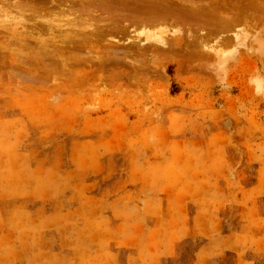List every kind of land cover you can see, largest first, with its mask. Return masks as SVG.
<instances>
[{"label": "rangeland", "instance_id": "374dc122", "mask_svg": "<svg viewBox=\"0 0 264 264\" xmlns=\"http://www.w3.org/2000/svg\"><path fill=\"white\" fill-rule=\"evenodd\" d=\"M117 1L0 0V264H264V0Z\"/></svg>", "mask_w": 264, "mask_h": 264}, {"label": "bare ground", "instance_id": "6f19581e", "mask_svg": "<svg viewBox=\"0 0 264 264\" xmlns=\"http://www.w3.org/2000/svg\"><path fill=\"white\" fill-rule=\"evenodd\" d=\"M109 2L111 1V0H108ZM152 1V0H151ZM162 1V0H161ZM166 1V0H165ZM94 2V1H93ZM103 2V1H102ZM118 2V8H119V6H121V7H124V9L129 13L130 12V17H128V19L127 20H142L143 19V17H145V19H147L148 21H151L153 18H155V17H158L159 19H164L163 17L165 16V15H167V13H169L170 11H168L167 13H165V12H159V10H157V8L155 9V8H153V7H151L150 9L149 8H147V9H142V10H140V9H135V8H131L130 6H129V2L127 1V0H120V1H117ZM116 2V3H117ZM139 2H141V1H139ZM138 2V3H139ZM157 2V1H156ZM167 2V1H166ZM42 3V2H41ZM57 3V2H56ZM113 3V2H112ZM154 3V2H153ZM110 4V3H109ZM172 4V3H171ZM56 5V4H55ZM94 5V4H93ZM151 5V4H150ZM159 5V4H158ZM169 5V4H168ZM42 6V5H41ZM132 6V5H131ZM166 6V5H165ZM172 6V5H171ZM101 7V6H100ZM120 7V8H121ZM150 7V6H149ZM119 8V9H120ZM139 8V7H138ZM165 8V7H164ZM117 9V8H116ZM159 9V8H158ZM124 10V11H125ZM101 11V10H100ZM120 11H122V10H120ZM195 11V10H194ZM126 12V13H127ZM202 12V11H201ZM176 13V12H175ZM178 13V12H177ZM201 14V13H200ZM126 15V14H125ZM177 15V14H176ZM181 15H184V14H181ZM95 16V15H94ZM169 16V15H168ZM185 16H187V15H185ZM195 16V15H194ZM205 16V15H204ZM203 15H202V18L204 17ZM125 17V16H124ZM182 17V16H181ZM127 18V17H126ZM168 18V17H167ZM176 18V17H175ZM189 18V17H188ZM197 18H198V15H197ZM200 18V17H199ZM201 18V19H202ZM123 19H125V18H123ZM189 20V19H188ZM131 21V22H132ZM128 22V21H127ZM142 46V45H141Z\"/></svg>", "mask_w": 264, "mask_h": 264}]
</instances>
